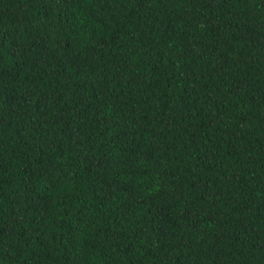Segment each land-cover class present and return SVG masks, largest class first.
Segmentation results:
<instances>
[{
	"label": "trees",
	"instance_id": "1",
	"mask_svg": "<svg viewBox=\"0 0 264 264\" xmlns=\"http://www.w3.org/2000/svg\"><path fill=\"white\" fill-rule=\"evenodd\" d=\"M0 264H264V0H0Z\"/></svg>",
	"mask_w": 264,
	"mask_h": 264
}]
</instances>
